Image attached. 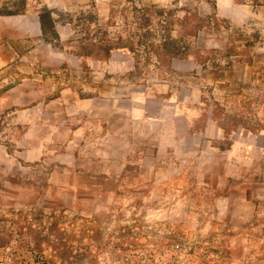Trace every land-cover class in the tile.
I'll list each match as a JSON object with an SVG mask.
<instances>
[{"label":"crops","instance_id":"crops-1","mask_svg":"<svg viewBox=\"0 0 264 264\" xmlns=\"http://www.w3.org/2000/svg\"><path fill=\"white\" fill-rule=\"evenodd\" d=\"M185 1L208 22L193 28L201 54L182 45L143 69L108 37L125 0H0V262L50 264L54 231L32 227L118 208L140 238L221 240L232 263L264 264V125L223 113L264 80V4Z\"/></svg>","mask_w":264,"mask_h":264},{"label":"rangeland","instance_id":"rangeland-1","mask_svg":"<svg viewBox=\"0 0 264 264\" xmlns=\"http://www.w3.org/2000/svg\"><path fill=\"white\" fill-rule=\"evenodd\" d=\"M180 1V6L167 7L169 9L162 14L160 10L155 13L153 9L138 5L136 7L142 9L135 12V4L125 0L122 11L115 10L107 23L109 40L135 51L143 69L158 66L168 53L181 52L182 45L184 51L198 56L201 53L195 47L193 28L208 22L198 15L196 6ZM239 1L264 4V0ZM247 50L243 49V54L248 55ZM254 71L257 76L258 70ZM225 101L228 107L223 113L228 123L232 121V124L239 123L251 129L264 125V80L261 76L254 79L253 85L242 84L239 91L227 95ZM3 117L0 114V147L8 149L11 141L7 134L11 133V128L6 126ZM55 216V219L46 217L45 223L32 227L35 231H54V237L46 239L45 249L40 248L41 252L47 251L40 255L50 264H234L231 256L213 252L222 245L221 240L140 238L139 226L133 223L131 214H127L128 222L125 223L123 212L118 208L103 212L97 219L74 221L69 216ZM15 238L18 243L22 241L21 236ZM48 245L51 250H47Z\"/></svg>","mask_w":264,"mask_h":264},{"label":"built area","instance_id":"built-area-1","mask_svg":"<svg viewBox=\"0 0 264 264\" xmlns=\"http://www.w3.org/2000/svg\"><path fill=\"white\" fill-rule=\"evenodd\" d=\"M1 264H6V263H4V262H0ZM8 264H17L16 262L14 263V262H7ZM22 264V263H21Z\"/></svg>","mask_w":264,"mask_h":264}]
</instances>
